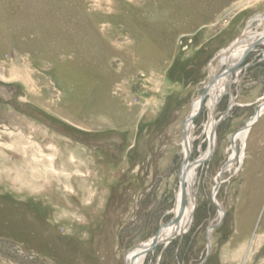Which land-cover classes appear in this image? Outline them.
Here are the masks:
<instances>
[{
	"label": "rangeland",
	"instance_id": "1",
	"mask_svg": "<svg viewBox=\"0 0 264 264\" xmlns=\"http://www.w3.org/2000/svg\"><path fill=\"white\" fill-rule=\"evenodd\" d=\"M246 30L264 0H0V264H123L150 240L174 215L182 121ZM263 48L215 104L190 226L142 264H264V112L235 160L231 140L264 99Z\"/></svg>",
	"mask_w": 264,
	"mask_h": 264
},
{
	"label": "bare ground",
	"instance_id": "2",
	"mask_svg": "<svg viewBox=\"0 0 264 264\" xmlns=\"http://www.w3.org/2000/svg\"><path fill=\"white\" fill-rule=\"evenodd\" d=\"M262 36H263L262 38L263 40L261 44H264V32L260 33L258 31H253V30L244 31L242 35L236 38L227 48L220 51L218 55V60H217V69L211 73V77L216 71H221L223 69L225 70L226 67L228 68V67L233 66L240 59V57L242 56L244 51L248 48L250 43H252L253 41H255L256 39ZM263 53H264V50H263ZM232 81H233L232 73L223 72L218 76V78L215 80V82L212 84V86L207 92L206 96H209V100L207 102V106L209 109V119L204 125L203 133L205 134L207 138L208 146L204 151H200L199 156L197 157V159L200 161L205 159L210 154V151H211L210 145L213 147L215 145V142H216L215 133L213 132V127L215 125V120L213 118V115L215 112L214 110L216 106L215 104L217 101H219L222 94L227 91V88L230 86ZM226 85H227V88H226ZM200 102H201L200 95L197 98H194L192 105H191V110H190L191 113H194L199 108ZM203 104H204V100L202 102V106ZM263 112H264V99H262V101L257 105V108L254 114L252 115V117L249 118L246 121V123L241 128H239L238 131L235 132L234 135L232 136L231 138L232 148L234 150V156L232 157V160L236 159V141L240 140L241 142H244L243 140L245 139L247 133L252 128V125L256 123V121L258 120L260 115L263 114ZM181 136H182V128H181ZM192 141H193L192 122H188L186 123V136H185V139L182 137V143H181L182 150H183V156L186 154L188 149L190 150V154H191ZM189 158H188V163H190ZM239 160H240V157L237 158V163L240 162ZM197 165L198 164L194 166H188L187 168L185 166V169L184 168L182 169V171L184 170V174H185V186H184L185 192H186L185 209L177 225L173 224L170 226H164L159 229V233L157 236V239L159 242L167 243L169 239H171L174 235L176 234L179 235L183 233L184 231H186L192 222L191 213L195 205L193 203V199L191 200V203L189 205L187 204V201H188L187 194L192 195L191 186L193 183L192 180H193V176L195 173V167ZM218 182L220 184L221 181H216V184L213 186L212 197L218 209V218H221L224 213L223 207L216 201V198H215V191L218 188V187L216 188V185H218ZM181 194H182V186H180L179 184L178 192L176 195V202L174 206V215H176L180 209ZM212 226L213 225L210 224V226L208 227V233H209L208 235H210ZM151 239L152 237L150 238V240L148 239L147 241L142 242L138 246H135L129 249L124 254L123 264H142V261L146 254H140V251L142 248L149 245ZM209 240H210V237H209Z\"/></svg>",
	"mask_w": 264,
	"mask_h": 264
},
{
	"label": "water",
	"instance_id": "3",
	"mask_svg": "<svg viewBox=\"0 0 264 264\" xmlns=\"http://www.w3.org/2000/svg\"><path fill=\"white\" fill-rule=\"evenodd\" d=\"M262 38H263V36L259 37L258 39H256L252 43H250V45L244 51V53L242 54L240 59L233 66L228 67V68L226 67L225 70L223 69L221 71H216L212 77L210 76V78L208 79V81L206 82L205 86L203 87V89L201 91V94H200L201 102H200L199 108L194 113H191V112L188 113L187 116L182 121V137L184 139L186 136V123L192 122L198 116V114L202 110V102H203L204 98L206 97L208 90L210 89L212 84L215 82V80L218 78V76L223 72H227V73L237 72V71L241 70L243 67H245L246 64L242 65L241 63L243 62V60L245 59V57L247 56V54L249 52L255 50L256 46L262 43V40H263ZM262 50H264V48ZM226 92H229V87L227 88ZM215 125L213 127V132L215 129ZM210 148H211L210 149L211 150L210 154H211V152L213 150V146L210 145ZM210 154L205 159H203L201 161L196 158V159H193L190 163H188V158L190 156V150L189 149L187 150L186 154L183 156V159H182L181 164H180L179 169H178V180H179L180 186H182L180 209L176 215L172 216L168 221L161 224V226L158 228L156 233L152 236V239H151L149 245L142 248L140 251V254H147V253L153 252L160 244L165 243V242H159L157 239L159 229L164 227V226H170L173 224L177 225L179 223L181 217H182V214H183L184 209H185V203H186V192H185V188H184V186H185V174H184V170L182 171V169L183 168L185 169V166L187 168L188 166H194L196 164L203 163L204 161H206L210 157ZM186 164H188V165H186ZM218 185H219V182H218ZM218 185H216V188L218 187ZM176 236H177V234L174 235L173 237H176ZM208 237L209 236L207 234V241H208L207 243H208V252H209L210 241H209Z\"/></svg>",
	"mask_w": 264,
	"mask_h": 264
}]
</instances>
